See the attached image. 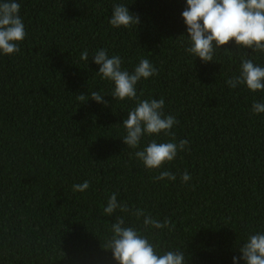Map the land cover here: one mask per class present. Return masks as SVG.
I'll use <instances>...</instances> for the list:
<instances>
[{
    "label": "trees",
    "instance_id": "16d2710c",
    "mask_svg": "<svg viewBox=\"0 0 264 264\" xmlns=\"http://www.w3.org/2000/svg\"><path fill=\"white\" fill-rule=\"evenodd\" d=\"M17 2L26 36L19 52L0 53V264H118L105 248L117 216L159 253L183 251L185 264H234L249 236L264 233V113L252 111L264 91L226 80L239 75L242 58L264 66V53L234 42L210 62L186 52V0ZM114 4L140 23L113 27ZM101 48L130 73L145 58L158 70L137 83V97L164 99V114L179 121L174 140L160 133L137 148L123 142L137 100L111 96L114 82L92 60ZM81 94L89 98L82 104ZM181 139L187 150L160 168L135 156L151 140ZM163 171L176 179H154ZM85 180L88 189L73 191ZM113 193L171 229H145L143 217L119 209L105 214Z\"/></svg>",
    "mask_w": 264,
    "mask_h": 264
},
{
    "label": "clouds",
    "instance_id": "9594fccd",
    "mask_svg": "<svg viewBox=\"0 0 264 264\" xmlns=\"http://www.w3.org/2000/svg\"><path fill=\"white\" fill-rule=\"evenodd\" d=\"M187 7L181 13L187 26V35L190 46L185 50L199 57L203 62L213 61L216 48L234 42L237 47L251 49L253 52L264 53V0H186ZM20 13V4L17 0H2L0 2V53L10 55L19 52L18 42L25 36L24 23ZM109 23L116 28L121 26L129 28L140 23L139 16L129 11L124 4H114ZM83 61H88L89 53L85 49L80 56ZM95 64L99 65L98 74L103 79L114 82L111 96L114 99L137 100L136 106L128 112L122 125L126 129L123 142L131 148H137L144 135H159L164 133L175 138L171 129L179 123L175 116L164 114L163 98L140 100L137 97L136 85L143 78L147 79L158 74V70L148 59H141L130 73L122 68V59L118 55L109 57L103 48L98 49L92 56ZM230 88L245 85L250 91H264V66L257 65L251 58H242L239 75H234L226 80ZM100 92L93 91L90 98L98 103L107 105ZM82 103L89 98L84 94L76 97ZM253 113H264V102H253ZM188 140L181 139L178 143L173 141L158 143L151 140L146 147L135 153L145 167L149 169L160 168L166 162L174 160L179 151L187 150ZM175 180V174L163 171L156 180ZM184 182L191 179L185 171L181 175ZM90 186L85 180L82 184H74L73 191L83 192ZM117 209L130 213L137 219L143 217L145 229L149 226L157 229L168 227L171 229L169 219L162 223L152 218L144 209H130L126 203L117 200L113 193L103 211L111 216ZM113 235L107 243L113 258L118 264H185V253L178 250L157 251L146 236L132 226L125 225L121 216L115 218L111 225ZM242 254L234 256V264L243 260L244 264H264V233L251 234L247 242L239 249Z\"/></svg>",
    "mask_w": 264,
    "mask_h": 264
}]
</instances>
